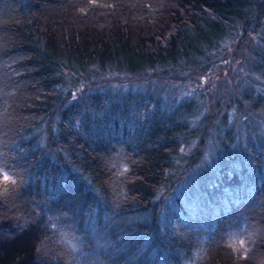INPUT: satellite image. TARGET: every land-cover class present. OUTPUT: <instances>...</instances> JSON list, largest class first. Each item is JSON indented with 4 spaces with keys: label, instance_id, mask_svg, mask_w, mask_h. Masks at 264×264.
<instances>
[{
    "label": "trees",
    "instance_id": "obj_1",
    "mask_svg": "<svg viewBox=\"0 0 264 264\" xmlns=\"http://www.w3.org/2000/svg\"><path fill=\"white\" fill-rule=\"evenodd\" d=\"M0 166V264H259L264 0H0Z\"/></svg>",
    "mask_w": 264,
    "mask_h": 264
},
{
    "label": "rangeland",
    "instance_id": "obj_2",
    "mask_svg": "<svg viewBox=\"0 0 264 264\" xmlns=\"http://www.w3.org/2000/svg\"><path fill=\"white\" fill-rule=\"evenodd\" d=\"M216 62V63H215ZM212 62V65L205 69L203 72L204 74H201L200 77L199 76H194V71L193 69L189 68V69H180L178 70V74H180L181 76L184 77H193V79H189V80H194L195 85H199V87H202V90H204L205 92H207V95L210 94L212 96H215L216 91H218L221 87H228L231 86V82L234 81V75L236 76L235 78L237 79V77L240 74H233V73H229V72H225L226 68H228L230 65H232V61L229 62V58H222V59H218L216 61ZM235 65H237V63H234V69H235ZM183 67V66H181ZM178 69V68H177ZM231 69V67H230ZM193 71V72H190ZM83 82H79L77 86V88H80L81 90H84L85 87H87V83H84L82 85ZM243 83V80L242 82ZM114 84H119V81L114 82ZM227 84V86H226ZM229 88V87H228ZM244 86H242V88H240V92H242ZM236 90L238 91V88L236 87ZM223 91V90H222ZM220 111L222 109H219ZM264 233V232H263ZM40 250H42L40 252L41 253H45V247L42 246L40 248ZM261 259L264 260V257H262ZM261 260V262H259V264H264V261Z\"/></svg>",
    "mask_w": 264,
    "mask_h": 264
},
{
    "label": "snow or ice",
    "instance_id": "obj_3",
    "mask_svg": "<svg viewBox=\"0 0 264 264\" xmlns=\"http://www.w3.org/2000/svg\"><path fill=\"white\" fill-rule=\"evenodd\" d=\"M0 175H2L4 191L6 192L9 185H14L16 183V180L12 175L8 174V172L4 170L3 166H0ZM242 243L243 242L241 241V244Z\"/></svg>",
    "mask_w": 264,
    "mask_h": 264
}]
</instances>
